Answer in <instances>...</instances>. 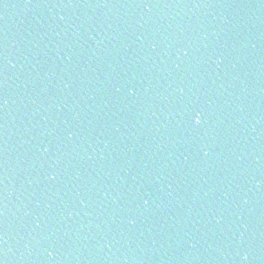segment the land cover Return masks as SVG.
Wrapping results in <instances>:
<instances>
[{
    "label": "water",
    "instance_id": "1",
    "mask_svg": "<svg viewBox=\"0 0 264 264\" xmlns=\"http://www.w3.org/2000/svg\"><path fill=\"white\" fill-rule=\"evenodd\" d=\"M0 264H264V0H0Z\"/></svg>",
    "mask_w": 264,
    "mask_h": 264
},
{
    "label": "snow or ice",
    "instance_id": "2",
    "mask_svg": "<svg viewBox=\"0 0 264 264\" xmlns=\"http://www.w3.org/2000/svg\"><path fill=\"white\" fill-rule=\"evenodd\" d=\"M194 119L196 123H200L201 117L199 114H197Z\"/></svg>",
    "mask_w": 264,
    "mask_h": 264
}]
</instances>
